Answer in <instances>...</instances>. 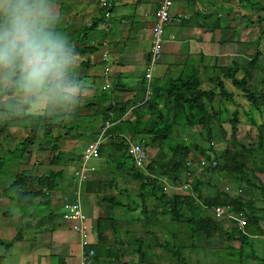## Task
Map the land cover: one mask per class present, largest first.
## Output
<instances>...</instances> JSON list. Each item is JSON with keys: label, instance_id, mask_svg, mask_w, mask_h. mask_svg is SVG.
Returning <instances> with one entry per match:
<instances>
[{"label": "crops", "instance_id": "1", "mask_svg": "<svg viewBox=\"0 0 264 264\" xmlns=\"http://www.w3.org/2000/svg\"><path fill=\"white\" fill-rule=\"evenodd\" d=\"M156 1L112 0L106 19L96 0L14 1L12 5L20 9L13 13V20L21 13H25L23 17L28 20L12 22L11 29L0 26V41L10 36L6 42L13 43L15 50L10 55L0 54V72L12 80L13 68H16L12 66L13 60L20 56L23 46L33 37L35 42L43 43L44 59H38L37 55L24 56L17 68L20 76L23 71H33L38 77L45 76L46 80L39 88L17 86L0 111L7 116L19 114L11 112L17 105L13 100L16 98L24 115L65 114V123L68 116L87 114L93 116L97 130L105 107L124 103L129 105L124 117L131 119V112L143 101V73L152 25L151 5ZM224 1L177 0L172 3L170 19L162 28L161 54L151 74L150 88L162 90L174 80L185 81L193 77L201 90H208L212 81L220 78L222 69L252 57L259 46L256 45L257 38L249 40L255 44L253 50L249 41L242 39L247 34L243 32L248 31L245 27L248 24L244 18L236 19V16L243 8L256 12L258 4L246 8L237 0ZM10 3V0H0V24L1 12H6ZM240 22L241 29L235 30L234 25L231 26ZM38 26L42 28L40 32L35 30ZM88 27H92L89 29L93 33L91 36L86 30ZM81 32H85L83 40L79 38ZM69 46L90 48L83 54L72 55L73 49H67ZM8 59L11 63H7ZM64 76L70 79L64 81L61 89L55 91L49 87L54 80ZM20 80L19 84H23L22 78ZM225 82L230 86L229 81L223 80L225 88ZM18 89H23L25 95L16 94L12 98ZM230 89L233 88L230 86ZM4 97L9 96L1 98ZM89 101L93 104L86 109ZM29 122L9 123L0 133V159H14L15 154H19L15 161L2 162L0 167V264H79V237L71 230L73 222L62 217L63 206L73 203H78L85 217L88 244L82 250L94 251L93 246L97 245L94 251L97 257H90L89 264H138L140 261H132L136 246L131 245L130 240L141 236L144 229L137 215L139 209L128 214L124 205L129 198L133 199L135 186L126 178L114 175L113 165L106 167L101 157V166L86 174L85 181L78 182L80 154L85 143L92 140L63 138L57 150L62 152V157L54 164L50 163L48 152L37 148L43 144L39 137L24 150L18 140L31 133ZM60 130H53V135L62 136L64 131ZM193 130L188 131L195 134ZM99 131L96 138L102 133ZM104 139L102 137L103 142ZM22 172L28 177L57 173L54 188L40 189L32 200L21 202L24 200H19L15 191L5 190L12 184L15 174ZM114 176L117 177L115 181ZM105 216L111 221L103 223L99 240L94 227ZM153 229L160 230L157 226Z\"/></svg>", "mask_w": 264, "mask_h": 264}, {"label": "trees", "instance_id": "2", "mask_svg": "<svg viewBox=\"0 0 264 264\" xmlns=\"http://www.w3.org/2000/svg\"><path fill=\"white\" fill-rule=\"evenodd\" d=\"M10 1L6 11L7 20L20 9L15 4L12 5L16 0ZM237 1L247 4L244 1L250 0ZM253 3L256 4L257 0H253ZM253 3H248L247 6L250 8ZM262 10L263 7L259 5L257 11ZM256 21L259 35L262 36L264 18L258 16ZM90 28L92 27L86 30L89 31ZM84 37L85 32H81L79 38ZM9 38L10 36L1 40L0 45ZM42 47L43 43L35 41H28L23 46L20 56L13 60L12 66L16 67L13 68L14 77L7 90L0 91V98L10 96L21 82L17 68L20 58L37 55ZM88 48L90 46L73 49L70 54H83L88 52ZM259 58L260 52L257 50L241 66L235 64L222 69L220 78L213 80L212 87L208 90H201L193 77L185 81L174 80L162 90L151 87L150 98L142 107L131 112V119L124 117L128 104L108 105L103 110L98 129L94 132L88 129L93 123L91 115L66 116L69 120L65 123V114L39 115V119L32 120L36 126L30 129L31 133L19 142V146L25 150L26 144L35 143L39 137L38 140L43 144L37 148L48 152L51 157L49 161L54 164L62 157V152L57 150L63 138L94 140L101 130L105 139L100 145L99 157L103 159V164L106 167L113 165L111 171L114 175L126 178L136 187L133 199L129 198L124 205L127 206L128 214L139 209V218L143 225H147L141 236L132 237L130 240L131 245L136 246L135 254L140 260L144 258V249L158 248L169 253L177 264H187L182 250H193L198 241L202 244L200 250L208 249L212 260L209 264H217L216 259L221 264H243L244 248L247 249L249 257L253 258L249 238L264 234L259 225L264 222V61ZM68 78L70 79L69 76H64L54 80L49 87L57 91ZM223 80L229 81L230 86L247 105L246 110H241L243 123L256 133L251 136L254 140L246 144L237 141L233 136L234 126L240 123L238 106L234 102L233 92L224 87ZM92 104L89 101L86 109H90ZM223 104L234 109L229 110ZM30 117L24 114L8 115L0 123V133L9 123L30 121ZM224 124L229 126V135L223 128ZM56 129L64 131L62 136L53 135V130ZM191 129H195L196 133L191 134L188 131ZM120 135H124L129 142L138 141L143 146L145 161L142 169L135 167L131 158L126 156L127 142ZM246 135L242 139H248ZM220 143L223 148H212L214 144ZM14 159L1 158L0 167L2 162L15 161ZM200 161L214 162V166L199 170ZM199 171L216 177L215 184L208 185L213 190L212 195L201 194V184L195 179V173ZM55 177L57 173L38 177H28L24 172L18 173L5 191H15L16 197L24 200L21 202H28L39 194L40 189L54 188ZM117 177H112L113 181ZM222 182L231 190H220L219 184ZM182 184L187 185L184 194L171 193L166 187H178ZM31 188H34L33 192L30 191ZM116 204L117 202L113 205ZM216 206L226 207L228 213L243 218V230L240 231L233 222L224 219L214 221L211 210ZM107 221L111 219L105 216L96 222L94 231L99 240L104 229L103 223ZM171 224L185 227L189 241L187 246L181 242L184 234L180 238L177 231H169L171 227L168 226ZM153 226L166 231L165 236L162 234L159 237L152 230ZM219 235L222 236L224 244L212 247L213 241ZM230 242L237 243V247L229 246L227 243ZM96 246H93L94 251ZM223 249H228L230 253L220 259L219 250ZM94 251L93 259H96Z\"/></svg>", "mask_w": 264, "mask_h": 264}, {"label": "rangeland", "instance_id": "3", "mask_svg": "<svg viewBox=\"0 0 264 264\" xmlns=\"http://www.w3.org/2000/svg\"><path fill=\"white\" fill-rule=\"evenodd\" d=\"M221 1H224V0H221ZM225 2V1H224ZM221 3V2H220ZM227 2H225L226 4ZM244 3H253V0H250V1H244ZM247 4H243V1H242V4L241 5H245V7L247 8ZM254 4V3H253ZM258 5L262 6L263 7V10L262 11H250L249 9H242V11H239V13H237V16H236V19L237 18H244L245 19V23L247 22L248 25H246L245 27L248 29V31H245L243 33H247L245 35H243L242 39H246L247 41L249 40H255L256 38L258 39L259 43L257 46V50H259L260 52V61L263 60L264 61V58L262 57V51H264V34L261 36L259 35V32H258V24H257V21H256V18L258 16H261L262 18H264V0H257V3ZM257 5V7H258ZM256 7V8H257ZM213 9H211L212 11ZM217 11V10H216ZM25 14V13H24ZM23 13L19 14L18 17L14 19V17L10 18L9 20H7V17H8V13L6 12H1V15L3 16V19H2V22L0 24V26H6L8 27L9 29L12 28V22H16V20L18 21H24L25 19L28 20V17H23L24 16ZM30 20V19H29ZM37 23V22H36ZM240 23H235V24H232L231 26L234 25V28L235 30L237 29H241L240 28ZM40 29L42 30L41 26H38L37 28L35 27V30H37L36 32H40ZM89 35L91 36L93 33H90V31L88 32ZM87 37V38H90ZM84 39V38H83ZM82 39V40H83ZM35 39L32 37V39L30 38L29 42H34ZM88 41V40H87ZM31 44V43H30ZM14 44L13 43H2L0 45V54L4 53V55H10L12 52H15L14 49ZM248 45L251 47V49H255V44L253 43V41H249L248 42ZM67 49H73V46H69ZM37 56H38V59H44L45 55H46V51L41 49V50H38L37 52ZM5 60V59H3ZM10 61V62H9ZM7 63H11V60H7ZM243 62H240V64H238L239 66H241ZM45 77V76H43ZM42 76H37L35 74V72L33 71H23V74L21 75V78H22V83L24 84H19L18 87L20 88V86H25V88H32L33 86L34 87H41V83L44 82L46 80V78H43ZM10 81V82H9ZM11 83V80H8V76L6 77L4 74H1L0 72V90H7L8 86L10 85ZM225 86H226V89L228 91H232L233 94H234V100H235V103L237 104L238 108H237V111L239 112V119H240V123L235 125L234 126V133H233V136L234 138L237 140V141H241L243 144H246L248 143L249 141L252 140V137L251 136H254V134L256 133L254 129H250L248 126H245L244 123H243V119H242V116H241V110L242 109H245L246 110V106L245 103L243 102V100L240 98L238 92L235 90V89H230V86L227 84V82H225ZM23 89H18V91L12 95V98L17 94L18 96L20 97H23L25 95V93L22 91ZM10 98L9 97H4V98H1L0 99V107H5L6 105V101ZM13 100L16 101V106L15 109L13 108V110H11V112L15 113V112H18L19 114H23V111L20 110L21 108V104L19 102L18 99L16 98H13ZM19 105V107H17ZM32 107V106H31ZM226 107L231 110L232 107L229 106V105H226ZM10 111V109L8 110ZM48 112V110L46 111V113ZM9 115V114H8ZM44 115L43 113L40 114V116ZM7 115L3 112L0 111V123L4 120V118L6 117ZM36 116V117H35ZM33 115L31 116L30 118V128H33L34 126H36L35 122H33L32 120H37L39 119V115ZM38 123V122H37ZM41 125V124H40ZM33 126V127H32ZM96 125H93V123L89 126V130L90 131H96ZM223 128L226 130L227 134L229 135V126L224 124L223 125ZM195 130V129H194ZM193 130V131H194ZM39 132V131H38ZM37 132V133H38ZM247 132V133H246ZM247 134L246 136L248 137V139H242L243 136ZM191 137V136H189ZM251 137V138H250ZM250 138V140H249ZM254 140V139H253ZM252 140V141H253ZM19 142H22V139L18 140ZM28 144H26L25 146H27ZM1 147V146H0ZM212 148L214 150H218V149H221L223 148V144L220 143V144H214L212 146ZM19 157V154H15L14 158H17ZM195 179L201 184L200 186V192L202 195H212L213 193V190L210 189V185H214L215 182H216V177L215 176H212V175H208L202 171H199V172H196L195 173ZM262 180L264 181V179L262 178ZM209 185V186H208ZM182 186V185H181ZM180 186V187H181ZM134 187V186H133ZM136 188V187H134ZM181 189H184L183 187H181ZM219 189L223 190V191H226L227 189L228 190H231L230 188H228V186H226L225 183H220L219 184ZM180 189H169L168 191L173 193H181V194H184V191H179ZM139 212V210H138ZM137 212V213H138ZM123 214H126L125 210H123ZM133 214V212H132ZM139 215V214H137ZM139 217H141L139 215ZM114 222V221H113ZM115 223V222H114ZM141 226L143 227V229H145V227H147V225H143V222H140ZM260 226H261V229L264 231V222L263 223H260ZM149 227V226H148ZM170 228V232L171 233H176V231L178 232V235L179 237L181 238L183 236V234L185 235L184 238L181 239V242H183V244H185L186 246L189 244V241H188V237H187V232H186V229L183 225H176V224H171L168 226ZM150 228V227H149ZM154 230V229H152ZM154 231H156L157 235L159 237L162 236H165V232L164 230H159V229H155ZM136 232H139V231H136ZM167 239H169V237H167ZM223 238L222 236H218L212 243V247H220L222 246V243H223ZM224 244V243H223ZM229 246H233V247H237V243H233V242H230V243H227ZM249 244L251 245V248H252V255H253V258H250L249 257V254L248 252L246 251L247 249H243V252L245 253L244 257H243V264H264V234L262 236H259V237H251L249 238ZM201 243L197 241L196 243V248H194L193 250H190V249H183L182 250V256L183 258L185 259L186 263L187 264H209L212 262V260L210 259V255H209V252L207 251L208 249H203V250H200L199 248H201ZM219 253L221 255L218 256V258L220 259H224L225 258V254L226 253H230V251L228 249H223V250H219ZM143 254H144V258L143 260H140L139 259V256L138 255H133L132 256V261L133 262H141L143 264H177L176 261L170 256L169 253H166L164 251H162L161 249H158V248H150V249H144L143 250ZM216 263L217 264H221V262H219V260L216 259Z\"/></svg>", "mask_w": 264, "mask_h": 264}, {"label": "built area", "instance_id": "4", "mask_svg": "<svg viewBox=\"0 0 264 264\" xmlns=\"http://www.w3.org/2000/svg\"><path fill=\"white\" fill-rule=\"evenodd\" d=\"M174 1L177 0H157L156 2H152V25L150 29V46L147 54V64L145 68V72L143 73L144 80V94L145 98L149 96V83L151 79V74L154 72L155 67L160 59L161 54V45H162V28L170 19V8ZM96 4L98 9L102 11L103 18L109 17V11L112 7V0H96ZM102 143V133L92 141H88L85 143L81 154H80V167L77 171L78 182H83L86 179V174L92 173L97 167L101 166V162L99 159V148ZM126 155L130 156L133 161V165L135 167L141 168L143 166V162L145 160V153L140 144H128ZM89 161H93V165H88ZM214 166V162H204L200 161L198 163L199 170H202L206 167ZM190 181V180H188ZM162 183H165L164 179H161ZM166 185V184H165ZM181 186V185H180ZM174 186H166L169 189H180L186 193V184H182L181 187ZM179 190V191H180ZM64 214L62 215L63 219L72 221L71 230L75 232L79 237V244L81 247V254L79 264H89L90 257L93 256L92 250H82L85 246H87V229L84 224L85 217L81 212L80 206L78 203L67 204L63 206ZM211 216L214 221L219 220H227L233 222L235 227L240 231L243 230L244 227V219L239 215L230 214L227 212L226 207H214L211 210Z\"/></svg>", "mask_w": 264, "mask_h": 264}, {"label": "clouds", "instance_id": "5", "mask_svg": "<svg viewBox=\"0 0 264 264\" xmlns=\"http://www.w3.org/2000/svg\"><path fill=\"white\" fill-rule=\"evenodd\" d=\"M262 57L264 58V51H262ZM144 89V88H143ZM150 96H151V88H150V90H149V96L147 97V98H145V94L143 95V101H142V103H141V105L140 106H138V107H135V108H139V107H142L143 105H144V103L150 98ZM129 109V108H128ZM234 109V108H233ZM233 109H231V110H233ZM128 111V110H127ZM126 111V112H127ZM126 114V113H125ZM125 116V115H124ZM121 138L122 139H124L126 142H127V146H128V144L130 143H132V144H135V143H133V142H136V144H140V142H138V141H133V142H129L128 140H127V138L124 136V135H121ZM103 142V141H102ZM141 145V144H140ZM141 147L143 148V146L141 145ZM126 150H127V147H126ZM144 150V149H143ZM127 156V155H126ZM130 157V156H129ZM145 161V160H144ZM133 162V161H132ZM143 164H144V162H143ZM97 168H99V167H97ZM138 168V167H137ZM143 168V166L141 167V168H139V169H142ZM95 171V170H94ZM93 171V172H94ZM168 188V187H167ZM169 189V188H168ZM178 193V192H177ZM181 194V193H180Z\"/></svg>", "mask_w": 264, "mask_h": 264}]
</instances>
